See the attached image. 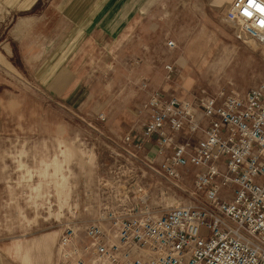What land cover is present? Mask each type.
I'll return each instance as SVG.
<instances>
[{"label":"built area","instance_id":"obj_1","mask_svg":"<svg viewBox=\"0 0 264 264\" xmlns=\"http://www.w3.org/2000/svg\"><path fill=\"white\" fill-rule=\"evenodd\" d=\"M225 18L264 46V0ZM140 90L136 124L106 136L109 162L85 184L91 218L66 225L54 264H264V83L184 99L143 77Z\"/></svg>","mask_w":264,"mask_h":264},{"label":"rangeland","instance_id":"obj_2","mask_svg":"<svg viewBox=\"0 0 264 264\" xmlns=\"http://www.w3.org/2000/svg\"><path fill=\"white\" fill-rule=\"evenodd\" d=\"M233 1L125 0L114 11L121 19L114 33L97 26L66 57L87 89L85 103L78 106L52 100L33 78L0 58L3 253L18 240L57 231L54 264L66 225L91 218L79 213L85 184L93 168L109 162L106 136L120 138L136 124L133 114L146 100L143 77L168 97L184 99L203 91L245 93L264 83V46L246 40L238 25L225 19ZM169 41L176 43L174 50ZM167 64L175 67L169 81ZM202 233L208 235L206 229Z\"/></svg>","mask_w":264,"mask_h":264},{"label":"crops","instance_id":"obj_3","mask_svg":"<svg viewBox=\"0 0 264 264\" xmlns=\"http://www.w3.org/2000/svg\"><path fill=\"white\" fill-rule=\"evenodd\" d=\"M124 1L0 0V58L10 69L33 78L52 100L63 106L82 105L87 89L66 57L95 27L114 33L121 23L114 11L124 7ZM56 33L61 35L55 37ZM54 164L55 160L52 168ZM58 235L52 231L18 240L4 253L0 248V264H16L12 257L21 264H52Z\"/></svg>","mask_w":264,"mask_h":264},{"label":"bare ground","instance_id":"obj_4","mask_svg":"<svg viewBox=\"0 0 264 264\" xmlns=\"http://www.w3.org/2000/svg\"><path fill=\"white\" fill-rule=\"evenodd\" d=\"M228 11V10H227ZM227 11H226V13H227ZM226 19V18H225ZM238 33H241L244 37H246L248 40H252V39H250L248 36H247V34H246V32L243 30V28L240 26V25H238ZM259 44V43H258ZM262 46V45H261Z\"/></svg>","mask_w":264,"mask_h":264}]
</instances>
